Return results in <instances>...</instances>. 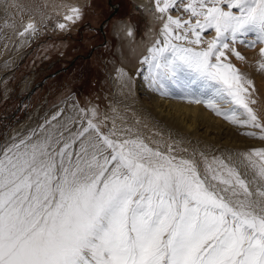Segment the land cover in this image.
<instances>
[{"label": "snow or ice", "instance_id": "snow-or-ice-1", "mask_svg": "<svg viewBox=\"0 0 264 264\" xmlns=\"http://www.w3.org/2000/svg\"><path fill=\"white\" fill-rule=\"evenodd\" d=\"M149 12L159 37L137 76L264 141L254 83L228 58L245 59L237 43L260 45L264 72V0H154ZM80 18L71 7L64 20ZM38 31L29 20L17 35ZM116 79L132 83L124 68ZM73 108L70 121L57 112L43 133L0 150V264H264V147L201 172L172 143L150 146L115 123L105 131L96 107Z\"/></svg>", "mask_w": 264, "mask_h": 264}, {"label": "rangeland", "instance_id": "rangeland-1", "mask_svg": "<svg viewBox=\"0 0 264 264\" xmlns=\"http://www.w3.org/2000/svg\"><path fill=\"white\" fill-rule=\"evenodd\" d=\"M5 2L0 0V16L5 10ZM134 3V0H81L78 4L81 18L67 24L63 30L56 25L60 20L61 23L66 22L61 17L58 20L49 16L35 18L34 23H41L38 25L42 30L25 45L18 62L11 67L14 49L0 56V150L11 139L23 133L15 136L10 134L22 121L29 118L28 125L31 128L35 123H41L40 119L58 106L68 112L72 103L87 107L92 102L97 105L99 118L109 114L111 118V115L114 116L115 122L121 124L130 121L144 125L142 133L146 143L150 141V146H158L165 151L167 144L172 143L176 149L175 154L193 159L201 172L206 163H212L213 157L236 162L239 154L252 148L264 147V141L243 134L252 129L233 125L217 115L218 127L210 125L206 136L193 135L185 128L165 124L166 121L155 114L157 111L153 105L156 97H164L166 100L171 97L152 91L143 76H137V73H129V76L133 75L131 77L134 82L130 86L125 87L118 82L116 68L113 66V62L118 59L113 24L115 19H130L136 29V38H139L144 33L146 18ZM172 14L187 18V14L181 11H173ZM213 35L214 32L209 31L205 38L209 39ZM235 47L245 59L237 60L230 53L228 58L253 81V99L256 103L251 106L264 120V72L257 65L260 45L250 48L237 43ZM23 81L29 82L27 87H24ZM172 90L177 89L173 87ZM67 99V105L62 103ZM180 102L188 101L180 99ZM112 106H117L119 112H113L115 110ZM202 125L196 127L198 131L203 129ZM109 127L106 126L105 131ZM241 171L245 169L241 167ZM246 178L251 179V173Z\"/></svg>", "mask_w": 264, "mask_h": 264}, {"label": "bare ground", "instance_id": "bare-ground-1", "mask_svg": "<svg viewBox=\"0 0 264 264\" xmlns=\"http://www.w3.org/2000/svg\"><path fill=\"white\" fill-rule=\"evenodd\" d=\"M80 1L81 0H6L5 10H3L4 12L0 16V56H4L6 54V51H8L9 49H14L13 53H15V56L10 62L11 67H13L18 62V59L22 56V50L25 45L29 43V41H31L33 37L36 36L35 35L33 37L21 38L19 35H17V33L22 30L23 26L29 20L35 22V18H42L44 16H49L53 20H58V18L61 17V19L64 20V17L66 14H68L69 9L71 7L78 8V4H80ZM134 2V4H137L136 8L141 9V13L144 14V17L146 18L144 33L139 38H136V29L132 21H130V19L128 18H121L118 20L115 19L112 30L114 35L117 37L116 54L118 56V59L114 58L116 60L115 62H113V66H115L116 69L124 68L128 74L132 73L133 75H135L134 73H136V69L141 67L139 57L141 55L143 56V54L146 53L147 46H149L153 39L159 37L160 30L159 22L154 20L152 13L149 12L150 8H152L154 12V0H134ZM60 21H57L56 25L58 23H61ZM62 23L72 24L73 22L66 21ZM38 24L41 25V23L39 22ZM38 24L36 23L40 31V29L42 30V27H40ZM6 25H14V27H9ZM128 27H131L133 30V35L131 37L126 34ZM18 44L19 47L16 48ZM133 83L134 82L132 79V84ZM28 84V81L24 82V87H27ZM138 86L143 88L140 84ZM68 100L69 99L65 100L62 103L66 104ZM72 104L69 105L71 107L68 112L65 110H61L60 106L56 107L55 110L51 112L48 111L49 114L47 113L44 118L42 117V119H40L41 123H35L33 126L31 125V128L28 125L29 118L26 121H22L21 123L17 124V126H15L11 130V136H15V134H20V132L23 133L18 135V137L11 139L6 145H4V147L14 142V140L24 139L33 134L40 135L44 132V129L41 128V125H44L45 121L50 120V118L57 112L62 111L64 113V116L68 118L69 121L71 120V118L78 116L79 113L73 108L74 105ZM89 106L97 108L95 102L90 103L87 107ZM117 106H112V109L115 110L112 111L115 113L119 112L116 110ZM153 106L154 109L157 111L155 114L158 115L159 118L161 117L164 122L166 121L165 124H172L173 126L175 125L179 128H185V130H189V133H192L193 135L200 134L201 136H206V134H208L206 133L207 128L210 125L213 124L214 126L218 127L216 123L219 118H216L215 114L213 116L209 109L205 108L203 105L200 104L180 102V99L172 97L170 98V100H166V98L164 97H156ZM111 116L112 118L108 114L104 115L102 118L99 119L104 121V124H106L107 127H109V125L110 127H112L113 123H115L118 129H131L133 131H136L134 133H131V135H139L141 138H145L142 133V126L144 125L141 126L140 123H129L130 121L127 124H121L118 120V122H115L116 119L113 118V115ZM125 120H123L124 123ZM63 122L64 121L61 120V123ZM138 124L140 126H138ZM200 124H203V129L201 131H198L196 127H199Z\"/></svg>", "mask_w": 264, "mask_h": 264}, {"label": "water", "instance_id": "water-1", "mask_svg": "<svg viewBox=\"0 0 264 264\" xmlns=\"http://www.w3.org/2000/svg\"><path fill=\"white\" fill-rule=\"evenodd\" d=\"M135 5V7L137 6V4H134Z\"/></svg>", "mask_w": 264, "mask_h": 264}]
</instances>
